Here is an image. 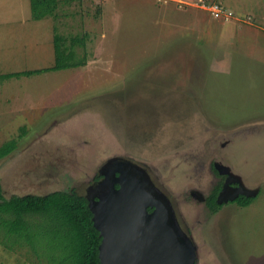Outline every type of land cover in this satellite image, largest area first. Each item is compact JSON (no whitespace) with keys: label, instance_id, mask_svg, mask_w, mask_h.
I'll list each match as a JSON object with an SVG mask.
<instances>
[{"label":"rangeland","instance_id":"1","mask_svg":"<svg viewBox=\"0 0 264 264\" xmlns=\"http://www.w3.org/2000/svg\"><path fill=\"white\" fill-rule=\"evenodd\" d=\"M206 1L245 11L226 19L198 0H71L35 19L30 0H0V73L52 65L56 28L87 32L89 55L0 79V145L18 138L0 158L4 195L87 194L111 157L131 158L171 198L197 264H264V0ZM219 167L255 193L249 204L210 208ZM3 237L0 264H53L45 247L9 248Z\"/></svg>","mask_w":264,"mask_h":264},{"label":"trees","instance_id":"2","mask_svg":"<svg viewBox=\"0 0 264 264\" xmlns=\"http://www.w3.org/2000/svg\"><path fill=\"white\" fill-rule=\"evenodd\" d=\"M30 1L32 16L42 19L57 17L61 3L71 0ZM87 37V32L64 34L56 28L52 65L0 73V79L85 65L89 58ZM17 145L18 138H11L1 144L0 158L11 153ZM220 186H216L208 195L207 203L213 211L221 205L217 200ZM252 199L241 193L235 200L241 205H247ZM0 213V232L4 235L2 241L6 247L11 242L13 246H21L25 242L34 248L45 247L47 259L52 260L53 264H100L99 245L102 235L94 225L88 196L75 188L56 189L43 195L30 193L7 197L0 182Z\"/></svg>","mask_w":264,"mask_h":264},{"label":"water","instance_id":"3","mask_svg":"<svg viewBox=\"0 0 264 264\" xmlns=\"http://www.w3.org/2000/svg\"><path fill=\"white\" fill-rule=\"evenodd\" d=\"M101 172L104 177L86 194L102 235L100 264H197L194 238L181 225L171 198L142 164L117 157ZM241 193L255 194L242 186H225L217 200Z\"/></svg>","mask_w":264,"mask_h":264},{"label":"flooded vegetation","instance_id":"4","mask_svg":"<svg viewBox=\"0 0 264 264\" xmlns=\"http://www.w3.org/2000/svg\"><path fill=\"white\" fill-rule=\"evenodd\" d=\"M118 157V156H117ZM116 156H114V157H111L108 161H110V160H112L113 158H117ZM107 161V162H108ZM214 166H216L215 164H214ZM220 168V167H219ZM223 168V169H222ZM222 168H220L219 170H220V172L221 171H223L224 173V177H223V180L221 181V182H219L218 184H217V186L219 185V184H221V186H220V189H219V192H218V194H217V198H218V195H219V193H220V191L223 189V187H225L226 186V189H228V190H230L231 188H235V187H238L240 184H241V182L240 181H238L237 179H235V177H232L229 173H227L226 172V170H227V168L226 167H222ZM104 177V174L101 172V171H99L98 173H96L95 174V176L93 177V179H92V184L91 185H95L96 187H97V185H98V182H99V180L100 179H102ZM119 184H117V186H118ZM242 185V184H241ZM216 187V186H215ZM97 189H99V187L97 188ZM210 195V194H209ZM206 199V202H207V200H208V196L205 198ZM153 208L154 207H149V210L151 211V210H153ZM178 217V216H177ZM182 225V224H181ZM183 227L184 228H186L184 225H183ZM198 262V261H197Z\"/></svg>","mask_w":264,"mask_h":264},{"label":"built area","instance_id":"5","mask_svg":"<svg viewBox=\"0 0 264 264\" xmlns=\"http://www.w3.org/2000/svg\"><path fill=\"white\" fill-rule=\"evenodd\" d=\"M205 6L207 10L218 18H226L229 19L234 15V11L225 7L220 2L216 1H206V0H198V5Z\"/></svg>","mask_w":264,"mask_h":264},{"label":"crops","instance_id":"6","mask_svg":"<svg viewBox=\"0 0 264 264\" xmlns=\"http://www.w3.org/2000/svg\"><path fill=\"white\" fill-rule=\"evenodd\" d=\"M221 4H222V2H220ZM223 4H225V3H223ZM228 5V4H227ZM230 5V4H229ZM232 5V4H231ZM225 6V5H224ZM225 7H227V6H225ZM228 8V7H227ZM233 8V7H232ZM232 8H230L231 10H233L234 11V14L237 12V11H239L240 12V10L241 11H245V10H243V9H245L244 7H237V5H235L234 6V9H232ZM9 14H11L10 15V20L11 19H19V17H20V13H19V11L18 10H16L15 12L14 11H12V12H10ZM5 19H7V18H5Z\"/></svg>","mask_w":264,"mask_h":264}]
</instances>
